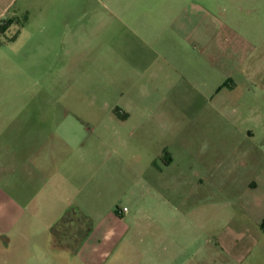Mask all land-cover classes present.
<instances>
[{
  "label": "rangeland",
  "instance_id": "1",
  "mask_svg": "<svg viewBox=\"0 0 264 264\" xmlns=\"http://www.w3.org/2000/svg\"><path fill=\"white\" fill-rule=\"evenodd\" d=\"M43 5L47 6L44 13L33 9L29 15L20 14L2 36L0 124L13 120L41 130L37 134L50 139L49 154L72 162V167H65L77 177L71 188L79 191L84 214L107 215L134 206L129 212L140 214V227L133 230L144 239L134 245L142 255L140 264H264L262 193L256 211L258 226L251 223L231 235L232 229L225 225L227 212L212 216L223 227L210 231H220L228 241L220 238L209 243V228L203 227L200 212H195L191 224L184 218L183 207L172 211L166 203L170 199L179 203L182 197L181 192L172 198L169 175H165L176 168L167 170L164 151L169 158L187 155L176 146L173 133L178 129L163 126L155 132L156 141L154 133L142 141L139 132L128 139L130 128L124 122L127 110H178L186 121L193 113L209 109L202 98L163 99L148 83L129 77L125 66L127 52L142 44L134 33L155 43L168 35V29H187L198 46L215 47L225 41L239 48L223 58L228 63L241 62L239 92L253 93L251 103L243 99L246 108L258 110L250 121L264 124V0H68L60 10L57 0ZM242 77L253 79L248 82ZM262 129L257 132L258 143L264 139ZM196 130L202 134L204 125ZM189 134L182 137L188 139ZM202 151L196 148V156ZM200 160L182 164L201 170ZM158 180L169 186L163 190V206L149 192ZM260 184L259 191H264V178ZM155 220L162 222L160 232ZM33 254L36 251L19 253L13 264H33ZM131 264L138 262L132 258Z\"/></svg>",
  "mask_w": 264,
  "mask_h": 264
},
{
  "label": "crops",
  "instance_id": "2",
  "mask_svg": "<svg viewBox=\"0 0 264 264\" xmlns=\"http://www.w3.org/2000/svg\"><path fill=\"white\" fill-rule=\"evenodd\" d=\"M46 1L0 0V27L16 20L20 14L29 15L33 9L44 13ZM57 1L60 10L68 0ZM11 27L7 26L5 33L0 32V44L3 34ZM75 32L79 35V30ZM190 33L187 29H168V35L164 34L163 39L155 43L146 35L141 37L134 33L142 44L127 52L125 66L129 77L141 84L148 83L163 99L187 97L195 101L202 98L209 109L193 113L186 121L178 110L149 113L127 110L124 122L130 128L128 139L139 132L137 137L142 141L150 140V133L155 134L160 127L178 129L173 133L176 146L180 151L186 150L187 155L169 158L164 151L167 170L176 168L165 175H169L172 198L181 192L182 197L179 203L166 198L171 201L166 203L173 207L172 211L180 212L183 207L184 218L191 224L195 212H200L203 227L209 228V243L213 239L225 242L228 241L226 235L222 237L220 231H210L223 227V222L212 216L227 212L229 219L225 225L232 229L229 234H235L234 229H248L251 223L259 224L256 211L260 192L264 200V191H259L264 178V149H259V145L264 147V139L258 143L257 132L261 126L264 129V124L250 121L251 115H258V110L246 108L243 99L251 103L253 93L239 92L241 62L228 63L223 58L228 51L237 52L239 48L225 41L215 47L198 46ZM252 79L242 77L243 81ZM141 87L147 91L145 85ZM246 89L251 92V87ZM199 125H204L202 134H197ZM40 131L33 126L13 123V120L12 124H0V264H6V260L13 264L19 253L28 251H36L33 264H131L132 258L140 264L142 255L134 245L144 239L140 232L133 230L140 227V214L122 213L120 209L111 210L107 215L84 214L80 209L79 191L71 188L77 177L65 167L70 164L72 167V162L52 157L50 139L41 138L37 134ZM184 133H190L188 139L182 137ZM196 148L203 149L197 156ZM194 158H201V170L182 164ZM162 173L158 172L160 177ZM166 184L158 180L149 191L156 200H161L162 206L166 197L164 187L169 190ZM155 227L160 232L161 220H155Z\"/></svg>",
  "mask_w": 264,
  "mask_h": 264
},
{
  "label": "trees",
  "instance_id": "3",
  "mask_svg": "<svg viewBox=\"0 0 264 264\" xmlns=\"http://www.w3.org/2000/svg\"><path fill=\"white\" fill-rule=\"evenodd\" d=\"M13 23V21H8L4 24V26L0 27V32L5 33L7 30V26H10Z\"/></svg>",
  "mask_w": 264,
  "mask_h": 264
},
{
  "label": "built area",
  "instance_id": "4",
  "mask_svg": "<svg viewBox=\"0 0 264 264\" xmlns=\"http://www.w3.org/2000/svg\"><path fill=\"white\" fill-rule=\"evenodd\" d=\"M130 210L128 208H124L121 212L122 213H128Z\"/></svg>",
  "mask_w": 264,
  "mask_h": 264
}]
</instances>
